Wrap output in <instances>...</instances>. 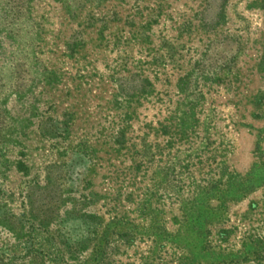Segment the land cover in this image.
I'll return each instance as SVG.
<instances>
[{"label":"rangeland","instance_id":"obj_1","mask_svg":"<svg viewBox=\"0 0 264 264\" xmlns=\"http://www.w3.org/2000/svg\"><path fill=\"white\" fill-rule=\"evenodd\" d=\"M0 113V264H264V0H0Z\"/></svg>","mask_w":264,"mask_h":264},{"label":"trees","instance_id":"obj_2","mask_svg":"<svg viewBox=\"0 0 264 264\" xmlns=\"http://www.w3.org/2000/svg\"><path fill=\"white\" fill-rule=\"evenodd\" d=\"M3 151H4V140L1 139V137H0V166L4 162L3 161V158H2ZM21 165H22L21 162H17L16 165H15V167H17L19 169L21 167ZM33 237L34 236H29V234H28V236H27L28 239H26L23 242V244L28 245L29 249L32 250V253H35V252H33L34 249L37 251V249H36L35 246L41 245V243L47 244L49 247H52L53 246L55 248V246H54L55 241L51 237H49V236H46V237L45 236H40L41 239H38V240H30ZM32 241H34V242H32ZM73 249H75V247H73Z\"/></svg>","mask_w":264,"mask_h":264}]
</instances>
